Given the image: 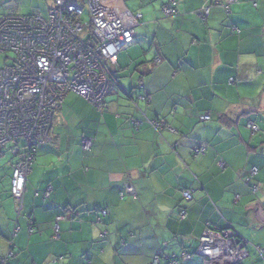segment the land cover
<instances>
[{
  "label": "crops",
  "instance_id": "obj_1",
  "mask_svg": "<svg viewBox=\"0 0 264 264\" xmlns=\"http://www.w3.org/2000/svg\"><path fill=\"white\" fill-rule=\"evenodd\" d=\"M225 1L180 0L171 19L167 0L109 1L143 23L118 55L102 110L73 93L64 100L51 143L38 147L20 215L10 191L16 159L0 158V264L10 251L12 264H155L158 254L157 264L174 255L177 264H203L193 252L208 225L236 232L244 261L264 264V0H239L230 14ZM17 10L0 0V19ZM85 138L94 140L90 152ZM200 143L208 150L197 156ZM249 167L259 169L256 195L244 178Z\"/></svg>",
  "mask_w": 264,
  "mask_h": 264
},
{
  "label": "built area",
  "instance_id": "obj_2",
  "mask_svg": "<svg viewBox=\"0 0 264 264\" xmlns=\"http://www.w3.org/2000/svg\"><path fill=\"white\" fill-rule=\"evenodd\" d=\"M54 1L47 18L39 13L30 16L10 13L0 19V53L12 56L11 65L0 69V158L6 151L16 159L10 191L19 215L38 147L51 143L55 116L64 100L73 93L102 110L118 55L132 46L135 30L143 23L142 14H133L110 0ZM179 1L167 0L162 7L165 18L177 15ZM238 2L226 0L215 5L219 4L230 14L232 4ZM254 5L258 4L254 2ZM211 9L208 4L203 7L199 12L201 18L207 19ZM200 120L209 122L211 117L201 116ZM147 123L157 131L166 127L158 120ZM248 127L252 132L257 131L252 123ZM83 141V151L90 152L94 140ZM207 150L200 143L194 154H205ZM258 174V168L249 167L244 176L254 195L260 190L254 180ZM133 191L129 187V193ZM50 192L51 189L44 197L50 198ZM182 195L187 203L193 200L190 191H183ZM101 214L103 219L108 217L106 210ZM185 215L183 211L181 217ZM61 220L58 218L54 226L55 240L61 239ZM17 231L18 228L14 234ZM200 241L196 253L204 260L203 264H242L249 257L245 241L231 229L215 232L208 225ZM258 251L264 262V251ZM13 256L10 251L1 264H11ZM159 259L158 255L155 264ZM183 259L190 256L183 254ZM168 264H177V257H171Z\"/></svg>",
  "mask_w": 264,
  "mask_h": 264
},
{
  "label": "rangeland",
  "instance_id": "obj_3",
  "mask_svg": "<svg viewBox=\"0 0 264 264\" xmlns=\"http://www.w3.org/2000/svg\"><path fill=\"white\" fill-rule=\"evenodd\" d=\"M4 2V1H3ZM10 2L17 6L18 10H17V14L22 15V16H30L31 14L34 13H39L41 14V16H44L45 18L49 17V10L53 7L54 4V0H10ZM12 56H8L5 54H0V58H1V62L2 64H0V69H4V66L6 64L9 65L10 62L8 60V62L5 61V58H9ZM5 63V64H4ZM6 156H8L6 154ZM9 157V156H8ZM194 254V255H193ZM193 259H200V257L197 255L196 252H193ZM182 257V255H179L178 258ZM181 259V258H180ZM243 264H249L247 263V261L242 262Z\"/></svg>",
  "mask_w": 264,
  "mask_h": 264
},
{
  "label": "trees",
  "instance_id": "obj_4",
  "mask_svg": "<svg viewBox=\"0 0 264 264\" xmlns=\"http://www.w3.org/2000/svg\"><path fill=\"white\" fill-rule=\"evenodd\" d=\"M114 80H115V78H114V74H113V72H112V84H111V87H112V85H113V83H114ZM249 188H250V186H249ZM185 191H188V190H185ZM250 192H251V190H250ZM253 194V193H252ZM184 199V198H183ZM185 201V200H184ZM186 202V201H185ZM187 203V202H186ZM159 255V254H158ZM160 257H161V255H159ZM14 257V256H13ZM159 261H160V259H159ZM12 264V263H11ZM166 264H168V262L166 263Z\"/></svg>",
  "mask_w": 264,
  "mask_h": 264
}]
</instances>
